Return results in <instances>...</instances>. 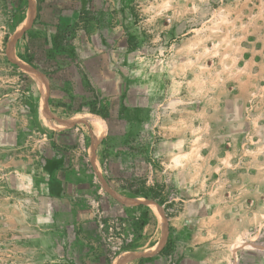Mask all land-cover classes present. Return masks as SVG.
I'll return each mask as SVG.
<instances>
[{
    "label": "rangeland",
    "instance_id": "1",
    "mask_svg": "<svg viewBox=\"0 0 264 264\" xmlns=\"http://www.w3.org/2000/svg\"><path fill=\"white\" fill-rule=\"evenodd\" d=\"M19 1L0 0V98L36 83L31 72L46 76L21 58L24 35H36L31 48L52 79L54 103L81 113L70 123H89L95 139L107 132L105 116L111 130L100 158L108 176L121 182L124 196H150L118 195L122 203L114 202L93 179L86 199L102 223L96 250L85 259L83 247L72 245L68 219L61 222L66 245L56 239L55 251H67V264H113L118 256L120 264H186V232L198 221L220 223L226 189L240 171L258 166L264 181V0H35L26 26L29 0L23 10ZM17 8L23 19L14 27ZM57 34L63 38L56 49ZM77 160L91 170L83 149ZM188 165L195 169L189 200ZM204 196L209 204L201 203ZM123 203L146 204L160 222L152 217L139 228L149 211L126 210ZM23 210L0 198V264H27L37 256L25 244L31 222L12 218ZM187 214L188 229L170 228L167 237L169 221ZM119 241L124 245L116 247ZM168 241L171 253L140 252ZM251 242L264 252V220L238 247ZM256 257L244 253L242 264H255Z\"/></svg>",
    "mask_w": 264,
    "mask_h": 264
},
{
    "label": "crops",
    "instance_id": "2",
    "mask_svg": "<svg viewBox=\"0 0 264 264\" xmlns=\"http://www.w3.org/2000/svg\"><path fill=\"white\" fill-rule=\"evenodd\" d=\"M32 76V81H36ZM45 77L46 94L36 81L37 84L33 82L20 88L15 87V95L9 99L0 98V105H8L7 110L0 109V198L7 200L17 210L24 209L13 219L31 222L24 236L25 244L27 250L37 253L39 258L34 255L27 264H67V251L57 253L54 249L56 239L62 243L67 241L68 233L61 222L69 219L73 231L72 245L83 247L82 254L87 259L96 250L94 243L102 237L100 216L86 199V194L92 190L91 183L93 179L96 180L111 200L118 203H122L118 195L124 196L119 193L123 185L119 180L109 177L108 170L101 163L100 149L111 130L108 119L101 116L107 123V132L97 140L89 123H70L73 117L81 113L67 108L64 102L54 103L55 88L47 75ZM82 149L90 171L77 160ZM194 170V166L190 168L189 165L185 170L186 188L192 191V194L187 192L188 200L189 195L195 197V183L191 182L189 175ZM240 172L242 176L226 189L220 223L198 221L191 232H186L185 247H182L183 263L242 264L244 253H255V264H264V252L257 248V244L251 242L247 246L238 247L239 238H244L259 221L264 220V209L261 207L264 204L261 201L264 181H259L258 166L253 164ZM84 186L88 187L87 191ZM138 196L150 200L143 195L124 197ZM201 203L209 204L210 199L204 196ZM143 206L149 211V221L145 227L149 226L152 217L160 222L146 204H124L126 210ZM188 215L176 217L174 222L172 220L175 218L169 221L167 237L170 228L188 229ZM114 216L116 220L119 218L118 215ZM241 243H244L243 239ZM164 245L157 249L155 245H150L140 252H154L158 255L165 248ZM178 249L175 248V251Z\"/></svg>",
    "mask_w": 264,
    "mask_h": 264
},
{
    "label": "trees",
    "instance_id": "3",
    "mask_svg": "<svg viewBox=\"0 0 264 264\" xmlns=\"http://www.w3.org/2000/svg\"><path fill=\"white\" fill-rule=\"evenodd\" d=\"M21 1V2H20ZM19 2L22 3V6L21 7V10H23V7H25L26 3H27V0H20ZM18 9V8H17ZM20 9L17 10V12L15 13L14 15V18L16 19L15 20V23H14V27H17V25L22 21L23 19V16H22V11H19ZM40 17V14L38 13L37 14V17L35 19V22H34V25L37 24V21ZM36 38V35H31L30 33H26L23 37V41L26 43V48H25V51H24V54L21 55V58L27 62L29 65H31L32 67H34L35 69L45 73L47 75V77L50 79V81L52 82V79L51 77L48 75L47 71H45L42 66L40 65V62L38 61V54H36V52L31 48L32 46V43L34 42V39ZM63 38V36H61L60 34H57L55 35L54 37V43H55V48L57 49V47L60 46V42L59 40ZM9 40V37H6L5 38V41L8 42ZM52 50V48H51ZM57 70V69H56ZM67 108L71 109L72 106L71 105H68L67 104L65 105ZM76 112V111H74ZM95 113V111H94ZM97 114H100L98 112H96ZM100 116H102L104 119H106L105 116H103L102 114H100ZM124 187V186H123ZM134 194H137V195H143L145 198H150L149 195H146V194H142L140 192H134ZM139 197V196H138ZM167 216L169 217V214L167 213ZM148 221H149V218H148V213H145L144 215V218L139 220L138 221V227L139 228H144L147 224H148ZM169 242L168 241V244L165 246V248L161 251L160 254H163V253H171V247L169 245ZM142 262V261H141ZM109 264H112L111 262Z\"/></svg>",
    "mask_w": 264,
    "mask_h": 264
},
{
    "label": "bare ground",
    "instance_id": "4",
    "mask_svg": "<svg viewBox=\"0 0 264 264\" xmlns=\"http://www.w3.org/2000/svg\"><path fill=\"white\" fill-rule=\"evenodd\" d=\"M30 2H31V5H30V8H29V12H28V16H27V18H25L26 19V21L25 22H23L21 25L22 26H26V25H28L31 21H32V19H33V16H34V14H35V5H36V1L35 0H30ZM35 79H36V81L38 82V85H39V87H40V89L42 90V91H44L45 93L47 92V80H46V77H45V75L43 76L42 74H40V73H36L35 74ZM95 115V114H94ZM94 115H92V116H94ZM88 116H89V114H88ZM90 117V116H89ZM91 118V117H90ZM98 118V117H97ZM88 119V118H87ZM96 120V119H95ZM101 120V119H100ZM93 122V121H92ZM95 122H97V121H95ZM98 123V122H97ZM99 125H97V128L99 129ZM94 129V128H93ZM100 134L102 133V132H99ZM99 133H97V134H99ZM94 137H96V136H94ZM97 139V138H96ZM122 262V259H119V256L115 259V261L113 262V264H120Z\"/></svg>",
    "mask_w": 264,
    "mask_h": 264
},
{
    "label": "built area",
    "instance_id": "5",
    "mask_svg": "<svg viewBox=\"0 0 264 264\" xmlns=\"http://www.w3.org/2000/svg\"><path fill=\"white\" fill-rule=\"evenodd\" d=\"M124 244H123V242L122 241H119L117 244H116V247H121V246H123Z\"/></svg>",
    "mask_w": 264,
    "mask_h": 264
},
{
    "label": "water",
    "instance_id": "6",
    "mask_svg": "<svg viewBox=\"0 0 264 264\" xmlns=\"http://www.w3.org/2000/svg\"><path fill=\"white\" fill-rule=\"evenodd\" d=\"M30 5H31V2H30V0H29V8H30Z\"/></svg>",
    "mask_w": 264,
    "mask_h": 264
}]
</instances>
